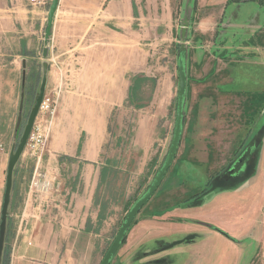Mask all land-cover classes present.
Segmentation results:
<instances>
[{
    "label": "crops",
    "instance_id": "0c3cea01",
    "mask_svg": "<svg viewBox=\"0 0 264 264\" xmlns=\"http://www.w3.org/2000/svg\"><path fill=\"white\" fill-rule=\"evenodd\" d=\"M38 1L13 0L23 46L10 65L16 68L11 72L23 75V87L41 75L40 88L46 79V90H64L49 144L52 168L48 167L61 192L45 196L38 204L37 198H27L8 264H101L130 203L127 191L114 196L105 190L117 178L128 179L131 170L132 180L139 184L153 176L165 155L164 150L158 155L157 143L161 140L167 147L173 128L172 74H165L148 98L145 92L155 82L136 80V74L144 73L147 64L142 58L147 62L149 53H142L141 41L149 37L162 43L180 40L181 22L190 21L186 36L190 43L196 38L197 50L187 62L186 125L174 163L112 262L132 264L139 251L150 250L158 235L153 221L163 213L174 214V206L181 207L201 194L182 201L170 195L172 187L180 184L175 180L180 170L216 149L227 147L228 156L236 155L253 141L254 107L264 106V51L260 46L254 51L250 45L239 47L237 55L226 46L222 49L229 53L209 51L210 43L216 45L229 34L217 38L222 28L231 27L225 17L230 4L239 3L233 0H197L195 4L191 0H59L49 40L41 38V33L48 25L52 0ZM253 2L259 6L250 21L255 46L262 41L264 2ZM254 53L263 63L258 70L245 67L253 64ZM232 106L238 129L219 125L220 110L227 112ZM130 109L136 126L128 147L124 128L131 121ZM160 123L165 129L158 137Z\"/></svg>",
    "mask_w": 264,
    "mask_h": 264
},
{
    "label": "rangeland",
    "instance_id": "374dc122",
    "mask_svg": "<svg viewBox=\"0 0 264 264\" xmlns=\"http://www.w3.org/2000/svg\"><path fill=\"white\" fill-rule=\"evenodd\" d=\"M191 1L192 4H195L197 0ZM233 1L239 3H231L225 17L226 21L230 22L231 27L227 31H225L226 27L222 28L221 32H218L217 38L224 32L229 34L227 37L219 38L220 41L216 44L217 46L210 43L211 48H209V51L221 50L228 53L232 51V54L237 55L240 52L239 47L244 45H250L249 47L253 48L254 51L260 46V49L264 51V27L259 29L261 33L254 28L257 35L260 33L262 39L259 42L260 45L252 46V42H256L253 41V38L250 39V36L254 34L251 26L253 23L250 21L259 10V6L253 2L255 0ZM262 1L264 2V0ZM31 2L40 4L38 0L36 2L31 0ZM13 4V0H0V225L9 164L21 145L30 115L41 95V75L38 78L35 77V80L29 79L30 83L23 87L21 83L23 75L19 74L18 71L11 72L16 69L10 65V62L14 60L12 56L15 53L18 54L23 46L20 43L22 29L16 21ZM184 23L183 20L180 24L181 31ZM188 23L189 30L191 24L190 21ZM243 25L245 28H243ZM237 32H240L237 37L231 34L235 33L237 35ZM51 33L52 28L48 21V25L44 27L41 33V38L49 40ZM224 38H227L228 41L231 40V43L223 41ZM148 39L141 41L142 53L143 51L149 52L147 62L142 58V62L147 66L144 68V73L136 74V80L140 84L146 82L147 79L151 83L155 82L153 85L149 84V90L145 92L144 97L148 98L154 93L157 82L163 79L165 74H167L166 77L170 73L172 74L175 95L171 111L173 128L167 147L166 145L165 147L162 146L165 142L161 140L157 143L158 155L163 152L162 150H164L163 154L165 155L161 157V163L159 162L153 176L150 174L149 179L139 184L137 180H132L133 170H131L128 172V179H124L122 182L120 178H117L105 190V194H113L114 196H119L127 191L130 203L125 211L126 216L134 203L147 191L169 152L178 106V63L180 59H184L187 68V62L189 60L191 62L189 55H193L197 50L195 37H193L194 41L191 43L189 41L190 36L187 37L186 35H182L180 40L175 42L165 41L162 43L154 37ZM48 40L47 44L49 43ZM173 44H176V48H173L172 51ZM225 46L230 47L229 51L222 49ZM262 57L264 58V52ZM251 60L253 64L246 63L247 66L245 65V67L250 70L253 68L258 70L262 67L263 63L259 61L260 57L256 53L251 56ZM36 63L35 66H37ZM257 63L260 66H257ZM226 66L227 64H222V67ZM251 90H247V93L258 92V90ZM63 93L64 90L45 89L44 91V99L56 101V103L54 104L55 114L51 123V133L41 162L38 163V155L33 153L27 143L15 166L11 202L7 214L4 245L5 264L9 262V253L20 227L21 214L27 198L33 200L37 198L35 201L38 204L42 202L41 200L45 196L57 195L61 192V188L59 189L57 185L59 181L52 173V169H49L52 168L49 160L51 156L49 144L54 123H56L59 116V106ZM220 111L222 121L220 119L219 125L221 127L227 125V129L228 127L239 128V122L234 117L233 106L229 110L230 112ZM129 114H131V121L126 123L124 128L127 134L126 143L128 147L131 145L136 126L134 121L136 117L131 109ZM227 119L230 120L229 123L225 122ZM185 125L186 105L184 129ZM161 126L162 123L158 127V137L163 136V130L165 129ZM251 128L256 136L252 142H247L238 154L228 156L227 151H229V148L227 147L216 149L212 153L200 156L202 158L194 165H189L180 170L175 178L180 184L172 187L170 195L182 198V201L201 193L205 188L207 191L191 199L190 202L186 201L181 207L174 206V209H171L175 210L174 214L172 212L167 215L163 213L158 220L153 221L155 224H152V226H156L158 235L151 241L150 250L139 251L136 254L135 262L132 264H264V106L261 104L254 107ZM258 146L260 147L258 148ZM37 168L39 171L37 175L42 174L50 182L52 187L49 191L38 193L31 190ZM208 183L209 185H207ZM184 213L190 218L184 216ZM126 216L121 220L116 231L117 234ZM186 219H188L187 224Z\"/></svg>",
    "mask_w": 264,
    "mask_h": 264
},
{
    "label": "water",
    "instance_id": "95a60500",
    "mask_svg": "<svg viewBox=\"0 0 264 264\" xmlns=\"http://www.w3.org/2000/svg\"><path fill=\"white\" fill-rule=\"evenodd\" d=\"M58 3H59V0H53L50 10H49V25L51 27H52V20L58 8ZM184 22L185 23L183 24V28H182V31L184 33L183 36L186 35V32L188 31V25H189L188 20L185 19ZM49 32H50V29L48 30V34ZM183 48H185V46H183ZM45 89H46V79L43 80V84L41 86V95L38 98L37 104L30 115L28 124L26 126V129L23 135L21 145L17 149L15 156L12 158L9 164L7 186H6L3 211H2V222L0 225V264L3 263L4 245H5V237H6V230H7V214H8V208L11 202V192L13 188L14 169L28 143L31 131L33 129L35 120L40 110V106L44 99ZM186 97H187V68H186V62L184 61V59H180L178 63V106H177V111H176V122L174 126V133H173L171 145L169 148V152L166 156V159L163 165L160 167L157 175L153 179L147 191L134 203V205L129 210L123 224L120 227V230L115 240L113 241L112 245L110 246L109 250L104 256L101 264H111L112 263L113 259L118 254L120 248L124 244L127 238V235H128V231L131 228L136 217L141 212V210L144 208V206L153 198V196L155 195V193L161 186L162 182L164 181L172 164L174 163V160L176 158V155L179 150L182 137H183L184 124H185Z\"/></svg>",
    "mask_w": 264,
    "mask_h": 264
},
{
    "label": "built area",
    "instance_id": "2783aa9c",
    "mask_svg": "<svg viewBox=\"0 0 264 264\" xmlns=\"http://www.w3.org/2000/svg\"><path fill=\"white\" fill-rule=\"evenodd\" d=\"M33 1L36 2V0ZM55 103L56 101L43 99L28 140V146L35 155H38V163L41 162L43 155L45 154L46 143L51 133V123L55 114ZM42 114L44 115L42 116ZM38 172L37 168L31 190H35L38 193H40V191H49L52 187L50 182L42 174L37 175Z\"/></svg>",
    "mask_w": 264,
    "mask_h": 264
},
{
    "label": "trees",
    "instance_id": "16d2710c",
    "mask_svg": "<svg viewBox=\"0 0 264 264\" xmlns=\"http://www.w3.org/2000/svg\"><path fill=\"white\" fill-rule=\"evenodd\" d=\"M138 83H139V82H138ZM207 185H209V183H208ZM206 191H207V189L205 188V189L201 192V194L204 193V192H206ZM5 259H6V253L3 254V263H2V264H5V262H4Z\"/></svg>",
    "mask_w": 264,
    "mask_h": 264
},
{
    "label": "flooded vegetation",
    "instance_id": "af4514ba",
    "mask_svg": "<svg viewBox=\"0 0 264 264\" xmlns=\"http://www.w3.org/2000/svg\"><path fill=\"white\" fill-rule=\"evenodd\" d=\"M236 164V163H235Z\"/></svg>",
    "mask_w": 264,
    "mask_h": 264
}]
</instances>
